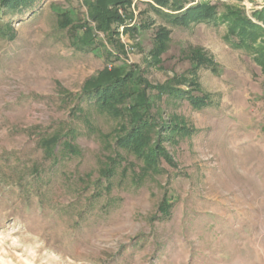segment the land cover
Masks as SVG:
<instances>
[{"label": "rangeland", "instance_id": "rangeland-1", "mask_svg": "<svg viewBox=\"0 0 264 264\" xmlns=\"http://www.w3.org/2000/svg\"><path fill=\"white\" fill-rule=\"evenodd\" d=\"M195 1L215 3L219 12L240 9L264 27L253 17L264 0ZM125 11L127 23L148 28L119 27L112 41L93 31L87 42L81 26L93 24L84 0L0 8V264H264L259 55L228 43L219 19L173 26L139 0L119 8ZM159 25L170 41L153 57ZM192 47L218 69H192ZM109 66L132 70L141 86L171 82L210 95L194 109L185 98L146 88L149 114L176 127L161 130L173 163L159 159L157 174H145L142 161L116 144L126 112L109 114L82 93ZM54 134L60 138L51 155L40 140ZM109 157L117 162L107 180L100 171ZM165 191L170 210L161 218Z\"/></svg>", "mask_w": 264, "mask_h": 264}, {"label": "trees", "instance_id": "trees-1", "mask_svg": "<svg viewBox=\"0 0 264 264\" xmlns=\"http://www.w3.org/2000/svg\"><path fill=\"white\" fill-rule=\"evenodd\" d=\"M145 2L148 9L155 15L162 17L167 23L173 26L189 27L202 22L214 21L219 19L227 25V41L233 46H241L253 49L259 57L256 58L259 65L264 68V47L260 41L264 37V27L255 23L247 17L245 13L231 6H225L223 11L219 12L217 5L210 1L195 0H139ZM34 0H0V8L17 9L22 6L30 7ZM87 7L88 20L92 26L84 23L81 27L85 32L81 36L83 41L92 42V32L97 31L107 36L109 41L117 32L119 27L124 32L139 33L147 24L127 23L126 11L119 13V8L129 7L132 0H84ZM253 17L256 21L264 25V7L255 11ZM170 30L165 25H159L153 38L154 46L150 50L153 57L160 56L168 46L170 41ZM235 38L236 40H234ZM259 40V41H258ZM87 41V42H88ZM259 42L258 44H256ZM259 46V47H258ZM187 60L192 69L199 66H205L212 71H216L217 65L201 48L192 47L188 50ZM190 68V69H191ZM138 76H134L132 70H126L123 66L116 68L106 67L96 76L88 78L82 87V93L87 98H93L98 108L109 113L121 116L126 112L125 121L118 126V136L116 144L122 150L133 154L142 161L141 171L145 174H157L160 172L159 159H163L168 164L173 160L164 149L161 141L167 137H162V131L173 132L176 127H170L167 124L160 123L158 119L149 114L150 102L146 93V88L150 87L157 91L158 95H167L168 97L185 98L194 109H201L210 102V95L202 93L193 94L192 90H182L170 83L159 84L155 86L144 84ZM133 98V103L129 107L121 110L119 105L127 99ZM127 121V122H126ZM176 126V125H175ZM175 133H178L176 130ZM59 135H51L49 138H43L40 143L44 149L49 150L53 155L51 146L59 140ZM39 143V144H40ZM67 149H73L71 143L67 140L63 142ZM117 162L116 158H107L106 166L100 171L101 175L109 180L113 176L112 166ZM170 210V201L168 192L165 191L158 206V213L161 218L167 217Z\"/></svg>", "mask_w": 264, "mask_h": 264}, {"label": "built area", "instance_id": "built-area-1", "mask_svg": "<svg viewBox=\"0 0 264 264\" xmlns=\"http://www.w3.org/2000/svg\"><path fill=\"white\" fill-rule=\"evenodd\" d=\"M110 67V66H109Z\"/></svg>", "mask_w": 264, "mask_h": 264}]
</instances>
